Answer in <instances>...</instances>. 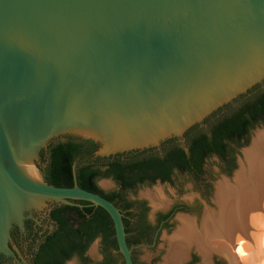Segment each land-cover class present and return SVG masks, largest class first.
<instances>
[{"label": "water", "instance_id": "water-1", "mask_svg": "<svg viewBox=\"0 0 264 264\" xmlns=\"http://www.w3.org/2000/svg\"><path fill=\"white\" fill-rule=\"evenodd\" d=\"M257 87L264 0H0V255L17 259L11 234L24 233L26 220L82 201L108 213L134 264L118 208L77 185L47 184L42 154L66 137L98 144L101 158L159 151L169 140L188 152L190 129ZM235 157L228 176L216 157L207 161L214 191L205 206L195 208L184 176L129 194L155 213L179 192L192 213H177L153 250H137L140 264H264L263 122ZM85 254L89 264L105 260L101 237Z\"/></svg>", "mask_w": 264, "mask_h": 264}, {"label": "trees", "instance_id": "trees-1", "mask_svg": "<svg viewBox=\"0 0 264 264\" xmlns=\"http://www.w3.org/2000/svg\"><path fill=\"white\" fill-rule=\"evenodd\" d=\"M236 102H240L238 109L226 106L205 121L208 133L199 130V126L186 133L188 152L167 141L163 157L144 152L125 158L119 155L101 158L96 157L99 145L94 142L55 141L42 154L44 180L56 188L77 185L113 203L115 199H126L124 191H136L148 181L151 185L156 179L170 181L174 170L200 171L213 155L225 160L231 155L232 145L242 148L249 140L245 143L241 141L250 135L258 121L264 120V89L257 87ZM223 111L227 112L222 114ZM100 179L114 180L121 186L122 192H104L98 186ZM72 203L74 205H63L53 211L52 220L58 230L46 239L38 261L61 262L78 256L87 262L84 257L86 250L98 237L103 239L105 247L116 245L113 221L105 210L88 202ZM130 208L131 205L127 204L124 209L127 211Z\"/></svg>", "mask_w": 264, "mask_h": 264}, {"label": "flooded vegetation", "instance_id": "flooded-vegetation-1", "mask_svg": "<svg viewBox=\"0 0 264 264\" xmlns=\"http://www.w3.org/2000/svg\"><path fill=\"white\" fill-rule=\"evenodd\" d=\"M261 122L264 123V120L258 121L257 125ZM204 126H206V128L204 129L201 126H199L198 127L199 130H203L204 132L208 133L209 128L205 124ZM251 133L248 137L246 136L245 139L241 141V143H245L247 140H249ZM64 139L65 140L60 139L59 141L66 142L68 140H76L83 142V140L74 139L72 137H66ZM169 141H171L170 145L178 146L184 149L182 145L178 143L177 140H169ZM185 147L188 150V144L186 142V139H185ZM231 148L232 150L230 149L229 151V153L231 152L230 153L231 155H228L225 160L220 159L217 155H213V158L216 157L220 162V164L218 165V170L220 171V173L227 176L230 175L237 166L235 152L236 150H238V147L232 145ZM144 152L147 155L157 154L159 157H163L164 143L160 147L159 151L156 149H150L142 152H129L119 156L125 158L128 155L131 156L133 154L144 153ZM42 158L43 155L41 156V161ZM207 161H205V164L202 166L200 171L186 170L184 172H181L179 170H174V172L171 175L170 181H162L160 179H156L153 185H151L149 183L150 181H148L140 185V187H138L137 190L152 188L153 186L157 185L158 181L161 183V185H168L173 187L174 177L184 176L192 179L191 180L192 194L194 195L195 208H197L198 205L201 203L204 204L205 206V204H209L208 197L214 191V186H213L214 180H212L213 177L211 175V172L207 169ZM40 171L42 173V166L40 168ZM103 180L110 181L117 188L113 192H122L121 186L112 179H100L98 180V186L99 183ZM133 192L135 191H127V192L124 191V193L126 194V199L125 198L115 199L112 204H114L118 208V210L121 212L123 216L127 244L131 251L133 263L140 264L135 257V252L137 250H142V249H146L147 251L153 250L158 245V241L161 233H163L164 231L167 232L169 231L168 228L172 223V221L175 219L177 213H184L189 216H191L192 213L189 209L183 206L182 204L183 197L182 194H180L179 192L177 193L176 201L175 202L172 201L169 210L159 211L155 213H149V208L145 203L133 202L132 200L130 201L129 194ZM127 204L131 205V208L126 211L124 208ZM57 208H60V206L53 207L50 210V212H48L47 214H41V218L43 219L41 223H40V219L36 220V218L26 220L24 225V231H25L24 233H22L20 229H15L11 234L10 247L12 251L16 254L17 259L15 260L13 258L0 255V264H20L23 261H26L28 264H70L72 262H76V264H89V261L84 262L78 256H74L71 259H63L61 262H54L45 259L40 261L37 260L38 257L40 256L39 254L41 253V250L44 246L46 239L52 236L58 230L57 225L52 220V213ZM113 228H114V223H113ZM24 235H27L29 239V241L28 239H26L29 242L28 244H23ZM114 241L116 245L109 247H105L103 243L105 260H103L100 264H125L124 257L119 250L116 235L114 237ZM84 257L86 258V254L84 255ZM212 264H225V263L219 257H215Z\"/></svg>", "mask_w": 264, "mask_h": 264}]
</instances>
